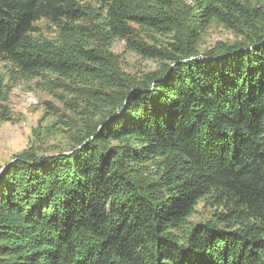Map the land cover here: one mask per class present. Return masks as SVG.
Returning a JSON list of instances; mask_svg holds the SVG:
<instances>
[{
    "label": "trees",
    "instance_id": "1",
    "mask_svg": "<svg viewBox=\"0 0 264 264\" xmlns=\"http://www.w3.org/2000/svg\"><path fill=\"white\" fill-rule=\"evenodd\" d=\"M134 1L0 0V61L87 79L100 89L93 99L113 108L67 152L8 166L0 264H264L262 14L203 0L204 17L246 35L198 56L173 6L147 15ZM82 2L98 7L97 25ZM42 20L58 42L35 36ZM130 25L184 43L150 49ZM114 40L164 64L127 84L101 50ZM200 202L216 212L192 222Z\"/></svg>",
    "mask_w": 264,
    "mask_h": 264
},
{
    "label": "rangeland",
    "instance_id": "2",
    "mask_svg": "<svg viewBox=\"0 0 264 264\" xmlns=\"http://www.w3.org/2000/svg\"><path fill=\"white\" fill-rule=\"evenodd\" d=\"M237 1L247 9L260 11L262 21L256 23V28L264 35V0ZM161 2L173 6L184 26L193 33L198 56L245 39L244 30L232 32L213 18L204 17L203 0H135L133 6L140 13L158 15L164 9ZM82 6L89 12L87 24L97 25L101 13L98 7L89 2H82ZM35 26L38 30L35 36L40 40L59 41V30L50 22L42 20ZM130 26L135 31V39L150 49L165 52L184 43L174 33L162 36ZM101 50L127 84L157 72L164 64L127 50L120 40L112 41ZM98 90L97 84L87 79L29 74L7 61H0V180L8 166L20 161L22 156L67 152L78 139L97 129L113 109L93 99ZM215 212L216 209L200 202L191 220L208 221Z\"/></svg>",
    "mask_w": 264,
    "mask_h": 264
}]
</instances>
